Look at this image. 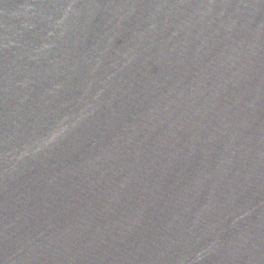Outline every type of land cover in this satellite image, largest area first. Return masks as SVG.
Here are the masks:
<instances>
[{
	"label": "water",
	"instance_id": "water-1",
	"mask_svg": "<svg viewBox=\"0 0 264 264\" xmlns=\"http://www.w3.org/2000/svg\"><path fill=\"white\" fill-rule=\"evenodd\" d=\"M0 264H264V0H0Z\"/></svg>",
	"mask_w": 264,
	"mask_h": 264
}]
</instances>
